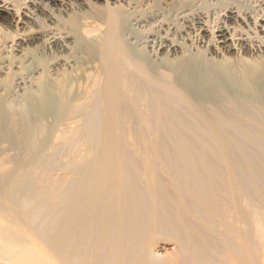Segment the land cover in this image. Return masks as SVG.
Returning a JSON list of instances; mask_svg holds the SVG:
<instances>
[{
    "label": "bare ground",
    "instance_id": "1",
    "mask_svg": "<svg viewBox=\"0 0 264 264\" xmlns=\"http://www.w3.org/2000/svg\"><path fill=\"white\" fill-rule=\"evenodd\" d=\"M90 1L0 0V26L3 29H0V41L8 37L16 38L8 41L11 44L7 46L0 44V73L24 67L19 59L24 61L29 53L23 46L35 40L36 34L42 35L41 49H48L53 53L54 69L58 71L64 69L62 67H69V61L62 56V48L69 50L68 45L71 42L67 40L71 36L64 28L54 29L52 25L58 21V15H68L75 8L88 6ZM107 1L118 10L117 14L121 18L110 19L109 32L105 36V44H102L101 59L98 65L91 62V70L86 69L83 75L85 83L80 81L83 76L77 77L74 82L70 80L59 87V93L57 90L58 95L53 101L49 87H44L42 99L47 102L33 106L31 100H36L33 93L37 89L34 87L36 85L32 67L24 73L8 72L9 78H15L12 79L15 81L13 87L9 89L11 96L23 97L31 94L29 107L23 110L22 115L27 113L30 116L35 111L43 115L45 111L53 108L56 114L64 118H76L75 124L80 120L81 125L77 122V127L80 128L78 136L84 139L80 148L92 157L80 165L67 168L68 173L81 174L83 177L71 179L69 187L66 190L60 187L62 192L56 195L59 202V232L57 240H50V244L57 259H52L50 253L34 239L27 236L24 239L15 234L11 227L0 222V250L4 254L0 259H3L4 264H132L128 256L140 251L141 240L135 235V227L132 229L136 219L132 218L129 212L135 210L139 197L133 198L132 201L124 188L126 170L118 155L121 136L127 132V104L140 107L139 101H147L146 106L155 110H151L149 115H142L141 118L151 122L153 130L157 132L184 131L183 127L190 121L192 113L190 117L180 113V96L181 102L189 101L188 103L195 107L193 115L203 119L207 129L218 135L225 130L224 126L229 124H225V118L239 124V116H236L234 111L229 114L218 111L217 118L211 117L201 102L217 103L225 98L235 102L238 110L249 114L247 116L251 119L256 120L257 110H261V115L263 114L264 0H243L246 4L229 2L223 5H218L216 0L213 3L212 0L207 11L200 6V0H160L163 4L161 7H157V2L149 5L151 0ZM57 2L59 5L55 7ZM56 11L58 15H55ZM126 19L129 20L130 28L124 31L123 24ZM11 22L15 24L14 30L8 31ZM104 25V22L89 25L84 28V33L95 34L101 31ZM134 26L141 27L142 30L139 31V28ZM135 30H138V33ZM121 37L129 41L136 39L137 43L143 44L150 57L155 58V66L152 68L143 63V59L134 55ZM200 49L208 55L218 54L219 57H225L223 54L234 50L240 62L244 61L239 63L238 67V63L235 67H230L226 62L224 69L221 62L217 61V66L220 64L223 70H219L220 67L217 66V70H213V66V69L204 68L201 61L200 64L195 63L191 56L193 51L197 53ZM192 55L195 58V54ZM246 56L248 62H245ZM205 61L207 60L203 62ZM203 65L206 67L204 63ZM79 78V83L82 82V86L87 87H84L85 90L82 88L83 92L80 87V93L78 86L75 91L72 87L74 84L71 83L81 86L76 83ZM70 83L72 86H69ZM7 89L1 88L4 93ZM171 103L179 107L175 106V110L170 107V111H164L163 105ZM157 105L163 106L162 109L158 111ZM8 118V113L0 108V134L5 133L6 138L12 135L9 130L4 129ZM140 120L139 118L138 122ZM33 124L31 118L20 120L21 129L28 136ZM257 130L254 131L258 132ZM28 138L32 140L30 136ZM78 140L77 138L76 141ZM224 147L221 148L223 151ZM187 153L192 152L187 150ZM254 153L258 155L257 152ZM48 200L43 197L41 201L46 203ZM248 252L249 264H264V225L257 224L251 230L248 236ZM142 259L159 261L158 264L175 262L171 257L161 259L157 248H149Z\"/></svg>",
    "mask_w": 264,
    "mask_h": 264
},
{
    "label": "rangeland",
    "instance_id": "2",
    "mask_svg": "<svg viewBox=\"0 0 264 264\" xmlns=\"http://www.w3.org/2000/svg\"><path fill=\"white\" fill-rule=\"evenodd\" d=\"M210 1L200 0L199 3L207 11L212 3V0ZM216 1L218 5L229 2L246 4L243 0ZM152 2H157V7L163 6L160 0H151L149 5ZM58 5L57 2L55 7ZM71 11L68 15H58L57 11L54 12L58 15V21L52 25L53 28H64L71 36L67 40L71 42L68 45L69 50L62 48V56L69 61V67L65 66L62 67L64 69L56 71L53 53L48 49H41L42 35L36 34L35 40L23 46L29 53L24 61L19 59L24 67L0 73V108L9 115L4 129L12 133L8 138L5 133L0 134V222L11 227L15 234L24 239L26 236L34 239L54 260L57 255L50 240H57L59 232V202L56 195L61 194L60 187L65 190L69 187L71 179L83 177L81 174L68 173L67 168L80 165L92 156L80 148L84 139L78 136L80 128L77 127V122L82 124L79 119L75 124L76 118H64L56 114L53 108L45 111L43 115L36 111L30 116L27 113L22 115L23 110L29 107L31 94L23 97L11 96L9 89L13 87L15 78H9V74L12 71L24 73L32 67L36 85L34 87L37 90L33 93L36 100H31V103L36 106L38 103L47 102L42 99L44 87H49L53 101L60 86L70 80L74 82V79L86 73V69L91 70V62L94 65L99 64L102 44H105L104 39L109 32V21L114 17L121 18L117 14L118 10L108 4L107 0H91L88 6ZM44 20L47 24L46 19ZM102 22L105 25L101 31L92 35L84 33L85 27ZM9 25L8 31L14 30L15 24L11 22ZM123 26L124 31H127L126 29L130 28L129 20L126 19ZM135 27L139 28V31L142 30L141 27ZM138 30H135L136 33ZM15 39L8 37L0 41V44L7 46L11 44L8 41ZM127 40L123 41L130 51L153 68L156 64L155 58L150 57L143 44L137 43L136 39L129 42ZM192 54H195L196 60ZM192 54L195 63L200 64L201 61L204 68L210 67L214 68L213 70H217V67H220L219 70L224 69L226 62L230 67H235L238 63V67L239 63L244 61L240 62L234 50L223 54L227 58L230 57L229 61L218 54L208 55L201 49L197 53L193 51ZM246 59L245 62H248V57ZM204 60L208 62H203ZM217 61L221 62L222 68L220 64L217 66ZM52 69L54 70L51 71ZM79 80L80 78L76 83H79ZM83 80L84 76L80 81L85 83ZM73 82L71 83L74 86L71 83L69 86L75 91L77 86L78 89L81 87L83 92L85 86H82V82L79 83L81 86ZM2 87L8 88L5 93L1 90ZM224 99L217 103L201 102L211 117L217 118L218 111L225 114L234 111L233 113L239 116L241 124H235L232 120L229 122L225 118V124H229L224 126L225 130L219 135L207 129L203 119L193 115L195 107L193 108L189 101L181 102V96V107L172 103L163 106L164 111H170V107L175 110L174 107L178 106L179 109L176 108L181 110L180 113L184 116L192 115L182 132L154 131L152 123L141 118L142 115H149L151 110H155L146 106L147 101H139L140 107L131 103L126 105L125 113L129 116L125 123L127 132L121 136L118 155L126 170L124 188L132 201L133 198L139 197L138 208L135 203V210L129 214L136 219L132 229L135 227V235L141 240L140 251L128 256L132 264H158L159 261L142 259L149 248H157L161 259L174 258V264H249L248 236L254 226L264 225V110L261 115V110L255 112L254 109L257 113L254 120L255 118L247 116L249 114L238 110L235 102ZM162 107L159 106L158 111ZM21 118H31L34 121L33 127L28 131L32 140L21 129ZM223 146L224 151L221 149ZM187 150L192 153H187ZM257 169L259 171L256 172ZM43 197L49 200L44 203L41 201ZM0 256H4L1 250ZM0 264H4L3 259H0Z\"/></svg>",
    "mask_w": 264,
    "mask_h": 264
}]
</instances>
